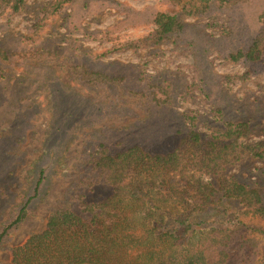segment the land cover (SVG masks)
I'll return each instance as SVG.
<instances>
[{
  "label": "rangeland",
  "instance_id": "rangeland-1",
  "mask_svg": "<svg viewBox=\"0 0 264 264\" xmlns=\"http://www.w3.org/2000/svg\"><path fill=\"white\" fill-rule=\"evenodd\" d=\"M55 1L25 0L15 14L0 11V46L10 55L0 72L16 77L28 71L31 78L48 72L74 101L87 104L72 119L62 152L64 168L55 164L43 200L29 207L18 228L0 244V264H11L12 248L42 230L51 210L63 205L66 192L84 175L98 136L112 152L136 144L164 153L177 147L190 122L208 132L203 126L207 121L225 116L247 121L255 132L248 142L264 141V58L249 62L237 55L238 50L245 53L261 29V0L238 1L212 7L202 17L190 16L164 43L137 51L117 47L154 30L150 15L167 8L166 0H68L52 10ZM116 62L123 80L111 88L83 82L81 70L75 68L86 63L115 73ZM49 85L34 82L23 90L0 78V227L32 193V170L42 155L50 115L46 97L56 93ZM27 105L31 113L23 128L8 130L2 138L10 117ZM228 173L254 187L264 201V159L244 154ZM238 220L264 229V217L254 212H242Z\"/></svg>",
  "mask_w": 264,
  "mask_h": 264
},
{
  "label": "trees",
  "instance_id": "trees-1",
  "mask_svg": "<svg viewBox=\"0 0 264 264\" xmlns=\"http://www.w3.org/2000/svg\"><path fill=\"white\" fill-rule=\"evenodd\" d=\"M67 1L56 0L52 10ZM238 1L243 0H166L167 8L150 15L154 30L135 41L122 42L117 50L137 51L164 43L182 30L186 18L202 17L212 7ZM261 1V29L245 53L237 52L249 62L264 58ZM24 5L25 0H0V11L8 9L15 14ZM9 58L0 46V71ZM114 64L118 67L115 73L95 70L86 63L76 64L75 68L81 70L78 76L83 82L108 84L111 88L123 80L120 63ZM28 74L26 71L10 77L0 72V78L23 90L34 82L51 83L49 89L56 93L51 91L46 97L50 115L41 140L42 155L32 170V193L25 195L16 212L1 224L0 244L18 228L29 207L43 200L55 164L64 168L62 152L72 119L78 118L87 104L86 100L74 101L62 89L65 85L48 72L35 78ZM155 100L166 102L157 97ZM30 113L27 105L11 116L1 137L8 130H21ZM206 123L203 126L208 132L190 122L177 147L164 153H151L136 144L112 152L105 140L96 137L76 187L66 192L61 207L51 210L42 230L12 248L11 264H264V229L238 220L246 211L264 217V201L254 187L228 173L244 154L264 159V141H247L255 132L245 120L216 116ZM96 183L105 188H96ZM235 213L239 215L232 220Z\"/></svg>",
  "mask_w": 264,
  "mask_h": 264
}]
</instances>
